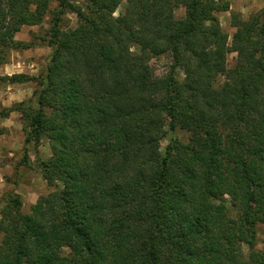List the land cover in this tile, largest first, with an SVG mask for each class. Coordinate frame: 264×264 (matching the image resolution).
I'll list each match as a JSON object with an SVG mask.
<instances>
[{"label": "trees", "instance_id": "trees-1", "mask_svg": "<svg viewBox=\"0 0 264 264\" xmlns=\"http://www.w3.org/2000/svg\"><path fill=\"white\" fill-rule=\"evenodd\" d=\"M122 11L117 15L118 8ZM184 9L182 17L175 10ZM225 0H0V66L23 26L50 57L35 104H13L51 190L5 191L0 264H264V7ZM66 13L77 23L61 27ZM235 57L229 65L227 55ZM167 55L166 72L151 60ZM181 130L186 140L167 132Z\"/></svg>", "mask_w": 264, "mask_h": 264}, {"label": "rangeland", "instance_id": "rangeland-1", "mask_svg": "<svg viewBox=\"0 0 264 264\" xmlns=\"http://www.w3.org/2000/svg\"><path fill=\"white\" fill-rule=\"evenodd\" d=\"M229 4V11L219 12L218 18L223 30L230 37L234 28L230 24V12H239L244 18L264 7V0H225ZM120 6L116 15L122 11ZM184 9L175 10L176 17H182ZM51 14L48 13L42 24L36 26H23L16 34L19 41L32 43L30 48L11 51L8 60L0 66V76L23 73L29 76H37L44 71L50 57V47L43 40L45 32L50 27ZM77 20L72 13H66L61 27L72 28ZM235 54L229 53L227 60L232 64ZM170 64L167 55L151 60L154 73L163 75ZM36 84L32 82L0 85V206L1 197L5 191L18 193L23 200V211L28 212L30 206L40 195L48 193L51 188L42 179L37 158L46 159L51 155L47 140H43L39 146L29 144L27 146L28 161L24 160V132L20 114L16 111L3 114L4 110L13 104L28 101L34 105V90ZM176 136L180 140H186V133L177 130L175 133L167 132L160 141V149L164 150L170 136ZM263 227L259 229V243L262 238Z\"/></svg>", "mask_w": 264, "mask_h": 264}]
</instances>
